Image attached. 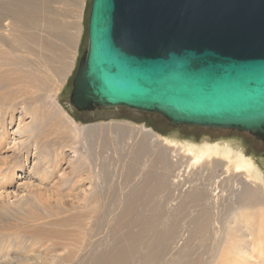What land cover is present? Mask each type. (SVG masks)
Segmentation results:
<instances>
[{
	"label": "rangeland",
	"instance_id": "374dc122",
	"mask_svg": "<svg viewBox=\"0 0 264 264\" xmlns=\"http://www.w3.org/2000/svg\"><path fill=\"white\" fill-rule=\"evenodd\" d=\"M47 4L52 11V15L47 17L62 26L59 35L74 36L76 33V36L75 39L70 38L72 41H66L65 37L60 40L61 37H49L42 31L34 30L41 40L46 37L53 49L38 48V58L34 57V63L26 69L31 73L26 75L35 81L32 84L34 89L27 88L31 100L20 103L21 99L12 98V103L6 101L11 104L0 105L1 256H8L15 264L17 260L34 261L36 264H73L84 260V264H89L92 257L100 255L102 251L109 250L111 254L117 247L112 249L114 242L110 228L114 221H118L115 223L118 227L125 224V219L119 218L123 208L119 198L125 197L129 190L124 183V177L128 176L126 168H132L134 174L130 177L129 186L139 182L142 172L149 171L159 177L156 182L161 184L166 174L163 160L167 165L178 164L176 169L185 166L189 159L184 152L185 144H195L201 148L215 143L224 146L226 142H232L237 150L242 149L244 156L255 163L264 179V143L247 133L170 124L163 125L161 133H157L149 126L127 118L122 108L94 109L85 112L81 121L74 118L68 98L78 64L87 47L91 0H59ZM19 103L22 106L18 107ZM136 118L140 119L139 116ZM118 125L124 127L121 128L123 131L126 127L127 133L119 132ZM103 126L106 128L103 132L87 131L88 128ZM139 129L143 132L151 130L154 136L148 135L143 140ZM28 133L32 134L29 139ZM198 148L195 147V150ZM223 162L215 157L199 167L192 185L200 188L208 185L211 189L216 183L223 193V197L220 196L221 207L237 203L242 189L251 184V180L247 183L243 175L237 176ZM19 163L21 167H18ZM203 169L208 172H201ZM161 189L158 195L164 196ZM155 204L162 205L163 218H166L165 202ZM150 208L146 207L141 216L150 214ZM188 211L182 213L184 217L175 216V213L168 219L170 223L177 221L173 225L176 239L179 238L181 225L187 224L188 227L187 222L194 214L189 216ZM220 212L218 217L225 228L231 213L227 207ZM141 216L140 219L145 218ZM164 227L160 223L155 229L161 232ZM132 228L119 229L117 239L126 233L134 234L136 227ZM77 233L84 235L79 239L80 245L72 242L78 237ZM146 235L149 240L153 236ZM98 242L100 245L94 250ZM196 242V239L192 240L188 259L193 264H213L219 249L211 246L210 239H207L204 247ZM65 257H70L71 262L64 263ZM262 261L263 257L251 260L252 264H261Z\"/></svg>",
	"mask_w": 264,
	"mask_h": 264
},
{
	"label": "water",
	"instance_id": "95a60500",
	"mask_svg": "<svg viewBox=\"0 0 264 264\" xmlns=\"http://www.w3.org/2000/svg\"><path fill=\"white\" fill-rule=\"evenodd\" d=\"M71 85L77 112L122 108L264 143V0H91Z\"/></svg>",
	"mask_w": 264,
	"mask_h": 264
},
{
	"label": "bare ground",
	"instance_id": "6f19581e",
	"mask_svg": "<svg viewBox=\"0 0 264 264\" xmlns=\"http://www.w3.org/2000/svg\"><path fill=\"white\" fill-rule=\"evenodd\" d=\"M58 1L0 0V105H5L7 100L12 103V98L13 100L16 98L21 99L20 103L21 101H26V99L31 100V97L27 94V88H31L35 81H32L33 79H31L32 77L30 78V75H26L31 74L26 69H29L32 63H34L33 58L37 57L38 48L40 50L43 47L50 50L53 49L52 44L50 45L46 37L41 40L35 32L39 30L46 33L49 37H61L59 35L61 34V24L47 17L48 15H52L51 8L47 2L55 3ZM34 30L36 31L33 32ZM75 36L76 33L74 36L69 34L63 35L66 41H72L70 38L75 39ZM63 37L60 40H63ZM57 50L60 51L58 48ZM20 103L18 107L22 106ZM1 124H3L2 121ZM116 127H119V125ZM121 128L124 129V127ZM121 128H118L119 132L127 133L126 127L125 131L121 130ZM105 129L103 126L88 128L87 131L92 133L96 130L103 132ZM112 129L117 130L115 128ZM133 131L128 130L130 133ZM138 131V133H141L140 135L143 140H146L148 135L154 136L151 130L143 132L139 129ZM28 134L29 139L32 137V134ZM123 135L125 136V134ZM195 147L198 148L195 144H185L184 152L189 159L185 163V166L181 165L178 169H176L178 164L167 165L162 159L163 170L166 174L164 182L161 184H157L156 182V180H159V177L149 171L142 172L139 182L129 186L130 177H133L134 174L131 172L132 168H126L125 173L129 177H124V183L128 186L129 190L125 194V197L119 198L123 206L119 218L125 219V224L118 227V225L116 226L118 221H114V224L110 228V235L113 236L112 241L114 243H109H112V249L117 248L115 251H111V254H109V250L102 251L97 256L93 254L94 256L89 264H161L162 262L166 264H193V261L188 259L193 239L197 240L196 244L198 243L200 247L206 245L207 239L212 240L211 246L219 249V254L214 256L215 261L213 264H252L251 260L261 259L262 257L264 260V205H262L264 179L258 172L255 163L244 156L242 149L237 150L232 142H226L224 146L220 145V143H215L199 147L200 149L196 150ZM139 148L141 149V147ZM20 151L21 149L18 152ZM215 157L221 158L224 161L223 163L227 165V169L231 168L237 176L243 175L247 183L251 180V184L246 185L242 189L237 203L221 207L220 196L222 198L223 193L219 190L216 183L214 188L211 189L208 185H202L201 188L197 185L192 186L194 185L196 170ZM18 167H21L20 163ZM172 168H175L174 171ZM201 172H208V170L203 169ZM209 185L211 186L210 182ZM160 188L165 193L164 196L163 194L162 196L158 195ZM143 190H145V193H142ZM169 199L170 201H168ZM155 202H165V209H167L166 218H163L162 205L155 204ZM146 207L152 208H150V214L143 215L145 218L140 219ZM219 207L221 209L227 207L231 213V217L226 220L225 228L221 225V220L218 217L221 214ZM187 210L190 212L189 216L192 213L194 214L190 217L189 222L186 221L188 227L187 224L185 226L181 225L183 230L181 229L177 236L179 238L176 239L173 225L177 221L170 223L168 219L173 217L175 213V216L180 215L179 217H184L182 213ZM146 213L148 212L146 211ZM147 216L149 217L147 218ZM160 223L165 225L164 231L161 232L155 229L157 224ZM124 225L126 226L124 227ZM96 226L99 229L97 224ZM132 227H136L134 234L126 233L120 235L122 237L120 238L119 236L117 239L116 235L119 229H133ZM146 234L153 236L149 240ZM82 236L84 235H80L79 233L78 237L74 238L72 242L80 245L78 242ZM99 245V242L96 243L94 250ZM74 247L78 249L77 246ZM228 249H230V252ZM1 253L2 251H0V264H15L12 261L13 259L3 256V254L1 256ZM168 255L169 257L166 258ZM63 262H71L70 257H65ZM83 262L84 260H80L73 264H84ZM16 264L36 263L34 261L17 260ZM261 264H264V261Z\"/></svg>",
	"mask_w": 264,
	"mask_h": 264
},
{
	"label": "flooded vegetation",
	"instance_id": "af4514ba",
	"mask_svg": "<svg viewBox=\"0 0 264 264\" xmlns=\"http://www.w3.org/2000/svg\"><path fill=\"white\" fill-rule=\"evenodd\" d=\"M123 112L126 114V117L129 118L130 120H135V121L137 120L136 121L137 123L149 126L152 130H154L157 133H161L160 129L162 128L163 125L169 124L165 119L155 114L138 113L126 109ZM72 113L74 118H77L79 120H83L82 115L86 114L85 112L81 113L74 110L72 111ZM136 116H139L140 119H137Z\"/></svg>",
	"mask_w": 264,
	"mask_h": 264
},
{
	"label": "trees",
	"instance_id": "16d2710c",
	"mask_svg": "<svg viewBox=\"0 0 264 264\" xmlns=\"http://www.w3.org/2000/svg\"><path fill=\"white\" fill-rule=\"evenodd\" d=\"M78 121H81V120H78Z\"/></svg>",
	"mask_w": 264,
	"mask_h": 264
}]
</instances>
